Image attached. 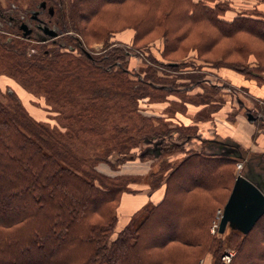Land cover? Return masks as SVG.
I'll use <instances>...</instances> for the list:
<instances>
[{"label":"trees","instance_id":"1","mask_svg":"<svg viewBox=\"0 0 264 264\" xmlns=\"http://www.w3.org/2000/svg\"><path fill=\"white\" fill-rule=\"evenodd\" d=\"M205 1L76 0L68 25L59 22L50 3L52 26L61 39L50 46L41 39L28 43L35 38L24 35L21 24L27 25L30 11L19 10L13 1L7 8L12 10L9 15L0 5V52L16 57V74L56 103L65 119L62 128L52 127L34 120L18 99L0 101V264H196L204 253L212 255L211 264H219L221 242L208 231L214 207L189 193L205 190L217 200V192L234 182L238 159L178 144L192 136L191 125L168 126L164 119L144 115L138 107L140 99L153 93H172L173 89L161 87L172 81L158 77L151 67L144 75H133L122 45L99 55L88 53L82 34V25L91 37L104 32L105 27H97V17L111 5L131 2L143 9L133 17V42L159 33L164 42L162 56L177 48L174 45L184 34L175 33L188 22H207L224 37L248 33L264 40L263 12L228 20L223 17L225 8ZM176 15H180L179 24L167 22ZM109 39L107 46L112 43ZM30 48L34 51L29 52ZM244 62L231 67L237 69ZM249 68L258 78L264 71L258 61ZM195 79L201 82L198 76ZM152 138L162 139L161 153L172 150L185 156L151 173L153 188L165 181L163 197L136 226H124L111 239L116 224L113 208L126 188L94 165L112 164V153L123 163L140 141ZM88 144L90 151L85 153ZM161 218L169 219L157 221ZM225 234L223 240L236 249L231 264H264V214L248 233L228 228ZM174 242L191 248L192 257L161 251Z\"/></svg>","mask_w":264,"mask_h":264},{"label":"rangeland","instance_id":"2","mask_svg":"<svg viewBox=\"0 0 264 264\" xmlns=\"http://www.w3.org/2000/svg\"><path fill=\"white\" fill-rule=\"evenodd\" d=\"M13 1L19 6V10L30 11L31 16L29 15V20L26 21L27 25L21 24L24 35L28 34L35 38L28 41L30 45L38 43L37 39L46 41L44 43L49 46L50 43L59 41L60 35L52 26L54 21L52 5L61 24L68 25L70 22L68 20L74 17L76 11V0H0V5L7 9L9 2ZM205 2L210 6L217 4L222 9L225 8L223 17L228 20L238 14L248 15V12L264 13V0H206ZM8 9L6 11L11 15L12 10ZM106 9L96 21L97 27L100 26L101 29L105 27L104 32L100 31L99 34L91 37L86 26L82 25V34L85 35L87 44L84 46L85 51L99 55L111 47L122 45L127 51L126 66L133 75H144L145 70L151 67L157 72L158 77L172 81L161 85L166 90L173 89L172 93L167 92L162 95L153 93L152 96L140 99L138 106L140 111L144 115L164 119L171 127L180 126L182 123L191 125L192 136L187 141L177 142L186 145V148L205 149L206 151L203 152L209 153L210 151L206 149L208 147L212 149L222 144L228 145L236 155L231 157L241 163V167H238V162L236 163L234 175L241 174L250 180L254 179L253 174L260 176L259 181H251L263 190L264 154L260 151L264 149V71L258 74L260 77L258 78L252 74L255 71L251 72L253 69L249 67L257 65V61L264 67V40L248 33H240L232 38L224 37L216 27L207 22H200L198 25L188 22L182 25L183 29L175 33V35L184 34L174 45L177 48L162 56L164 42L162 37H159V33L147 34L143 39L133 42L135 34L133 25L136 22L133 17L143 13L140 5L128 2L123 6L111 5ZM180 20V15H176L172 19H167V22L177 25ZM108 39L112 43L107 46L105 43ZM211 39H214L213 45L206 48L205 45ZM33 51L34 49H29V52ZM0 54L2 56H0V101L10 103L12 97L16 98L34 120L62 128L65 119L59 106L34 90L33 83L16 74L18 66L13 62L15 56L7 58L2 52ZM243 59L245 62L241 67L237 69L231 67L232 64L242 62ZM196 76L201 79L200 83L193 82ZM119 121L123 122L121 117ZM161 141L162 139L158 138L140 141L131 150L133 156L123 163L118 162L117 154L112 153L109 157L112 164L101 161L94 165L100 173L123 184L126 188L121 194L120 203L116 206L113 204L116 207L113 208L116 224L111 239L115 238L124 226H136L147 214L146 211L163 197L165 181L153 188L151 173H158L167 162L172 166L185 156L172 150L161 153ZM89 147L88 144L83 148L85 153L90 151ZM232 183L234 184L233 180L226 188L217 192L219 195L217 200L205 190L189 193V196L214 207V219L208 231L221 242L219 264H231L236 254V249L223 240L230 227L227 226L222 233L217 227L227 196L232 190H230L233 187ZM143 197H146L144 204ZM174 211L177 212L176 209ZM92 217L95 218V212ZM161 219L157 221L162 223L169 218ZM212 225H215L214 231L211 229ZM257 229L259 230V227ZM169 250H172V255L175 257L182 252L183 254L185 252L188 259L192 257L191 248L180 243H169L161 249V251ZM224 252L232 253L230 261H223ZM212 261V255L204 253L196 264H211Z\"/></svg>","mask_w":264,"mask_h":264},{"label":"water","instance_id":"3","mask_svg":"<svg viewBox=\"0 0 264 264\" xmlns=\"http://www.w3.org/2000/svg\"><path fill=\"white\" fill-rule=\"evenodd\" d=\"M263 214V190L249 178L239 174L235 178L230 195L223 207L218 231L222 233L228 226L246 234Z\"/></svg>","mask_w":264,"mask_h":264},{"label":"crops","instance_id":"4","mask_svg":"<svg viewBox=\"0 0 264 264\" xmlns=\"http://www.w3.org/2000/svg\"><path fill=\"white\" fill-rule=\"evenodd\" d=\"M184 123H185V121H184ZM208 151H210L209 153H215V154H221V155H227V156H231V155H234V156H236L235 154H233L234 152H232L233 151V149L231 148V147H229L228 145H226V144H222V145H220L219 147H212V149L210 148V147H208V148H206ZM203 151H206L205 149H203ZM261 152V154H264V149H262V151H260ZM233 157V156H232ZM247 175V174H246ZM253 177H254V179L252 178L251 180H253L254 182H256V181H259L260 179H259V177H257V175L255 176V174H253ZM250 179V178H249ZM263 191H264V189H263ZM151 197V196H150ZM146 197H143L142 198V203L143 202H145L146 200ZM144 204V203H143Z\"/></svg>","mask_w":264,"mask_h":264},{"label":"built area","instance_id":"5","mask_svg":"<svg viewBox=\"0 0 264 264\" xmlns=\"http://www.w3.org/2000/svg\"><path fill=\"white\" fill-rule=\"evenodd\" d=\"M238 167H241V163L238 162L237 163ZM221 216V215H220ZM220 219V218H219ZM218 227V226H217ZM214 228H215V225H212L211 229L214 231ZM232 257V253L231 252H224L223 255H222V259L224 262H228L230 261Z\"/></svg>","mask_w":264,"mask_h":264}]
</instances>
